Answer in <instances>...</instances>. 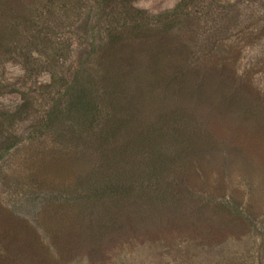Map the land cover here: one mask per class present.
Here are the masks:
<instances>
[{
    "label": "rangeland",
    "instance_id": "1",
    "mask_svg": "<svg viewBox=\"0 0 264 264\" xmlns=\"http://www.w3.org/2000/svg\"><path fill=\"white\" fill-rule=\"evenodd\" d=\"M128 1L0 0V264H264V0Z\"/></svg>",
    "mask_w": 264,
    "mask_h": 264
},
{
    "label": "trees",
    "instance_id": "2",
    "mask_svg": "<svg viewBox=\"0 0 264 264\" xmlns=\"http://www.w3.org/2000/svg\"><path fill=\"white\" fill-rule=\"evenodd\" d=\"M134 0H129L128 1V3L130 2V4H131V2H133ZM197 0H180L179 1V3L177 4V6L174 8V12L173 13H175V15H176V13H178V12H180L181 10H183L185 7H188L190 4H193L194 2H196ZM127 4V3H126ZM126 4H123L122 5V8H124V9H126V11H127V8H128V6L126 5ZM141 13H140V10L139 9H135V11H134V13L133 14H131V12L128 10V12H127V15L128 16H134V18L136 17L137 18V20H139V16H141L140 15ZM163 15L164 14H161V15H156L155 17L156 18H158V20L157 21H163ZM155 20V19H154ZM14 143H12V144H10V145H8V147H13L14 145H13ZM166 183H168L169 184V182H166ZM165 183H164V181H162V182H159V187H157L158 189H156V188H154L153 190H151V192H153V191H155V200L156 201H158V204L160 205V206H163V205H166V206H169V205H173L172 203L173 202H176V200H177V202H180V199H177L176 198V192H178V190H177V187H179L180 185H179V181L177 180L176 182H172V183H170V184H172L173 185V190H172V193H168L167 191L166 192H162L163 191V188L164 189H166V187H167V185L165 186L164 185ZM176 184V185H175ZM160 187H162L161 188V193L159 192L160 191ZM170 187V186H169ZM168 190V189H167ZM175 192V193H174ZM162 193H164V197H163V195H162ZM167 195V196H166ZM157 202H155V204H156ZM158 204H156L155 206H158ZM229 204V200L228 199H226L225 201H221L220 203H218L217 204V206H227ZM235 206V205H234ZM232 209H233V213H235L236 214V217H238L239 219H242L243 221H248V222H250V223H252V221L250 220V216L248 217L246 214H248L246 211H241V212H239V209L235 206V208H233L232 207ZM190 212V211H189ZM191 213V212H190ZM190 213H187L188 214V216H189V214ZM245 213V214H244ZM247 216V217H246ZM248 224V223H247ZM255 232L256 233H258V229H255Z\"/></svg>",
    "mask_w": 264,
    "mask_h": 264
}]
</instances>
